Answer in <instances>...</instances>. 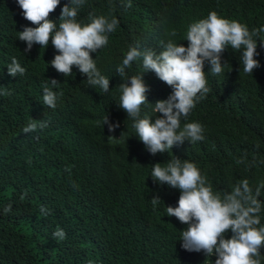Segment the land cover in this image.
<instances>
[{
    "label": "trees",
    "instance_id": "16d2710c",
    "mask_svg": "<svg viewBox=\"0 0 264 264\" xmlns=\"http://www.w3.org/2000/svg\"><path fill=\"white\" fill-rule=\"evenodd\" d=\"M67 3L61 0L49 15L57 26ZM212 11L250 31L264 26V0H85L77 17L82 24L90 13L119 21L108 45L92 53L110 79L104 93L88 86L75 66L67 77L52 68L58 52L51 40L46 49L34 44L25 54L19 31L36 25L24 19L17 0H0V264H214L215 255L206 259L181 247L186 225L167 216L165 207L178 206L179 190L154 182L152 165L177 157L194 162L222 195L243 179L255 191L264 181V44L257 40L260 66L252 75L230 46L222 53V73L212 74L205 62L210 91L181 120V127L199 122L204 139L155 155L118 107L115 71L130 46L157 54L169 40L187 47L188 25ZM13 57L26 69L23 76L8 75ZM126 71L141 75L142 58ZM51 79L59 83L52 86ZM143 80L149 103L141 117L154 122L161 114L153 104L172 88L153 72L143 73ZM45 85L57 93L55 109L43 105ZM107 116L119 124L112 132L104 125ZM34 120L47 126L23 133ZM156 195L162 201L153 206ZM258 199L264 204V188ZM260 216L264 225V208ZM57 229L64 239L53 235ZM260 252L264 256V247Z\"/></svg>",
    "mask_w": 264,
    "mask_h": 264
},
{
    "label": "clouds",
    "instance_id": "9594fccd",
    "mask_svg": "<svg viewBox=\"0 0 264 264\" xmlns=\"http://www.w3.org/2000/svg\"><path fill=\"white\" fill-rule=\"evenodd\" d=\"M61 0H17L24 19L36 27H24L19 31L18 40L26 43L24 53L31 51L34 44L47 48L49 41L58 52L51 60V67L65 77L72 75L75 66L86 76L88 86L99 88L102 92L110 90V79L97 68L92 53H97L109 42V34L116 31L119 21L114 16L89 14V23L78 21V13L85 0H69L61 9L59 23L49 19ZM129 7L131 4L129 3ZM264 26L249 30L246 24L221 17L217 12H210L206 18L188 25L183 44L169 40L159 54L152 49L141 50L130 46L122 63L116 66L117 76L121 83L118 107L133 121L136 136L152 154L164 153L185 141L195 143L204 139L203 126L199 122H187L181 127V120H187L196 103L206 98L210 89L204 71L205 62L210 64L214 75L222 73V53L230 46L240 53L243 72L253 73L259 67L255 59L257 40L264 44ZM171 35L175 36L173 31ZM142 58L144 72H153L156 77L172 88L167 99L155 102L153 112L157 116L141 117V108L148 102V86L139 76H129L134 62ZM8 75L23 76L26 69L15 57L7 66ZM52 86L59 82L49 80ZM43 105L55 109L57 93L47 85L43 88ZM112 132L119 124H113L108 116L104 125ZM47 126L44 120L30 122L22 129L29 134L38 128ZM122 135V134H121ZM112 137V136H109ZM114 138V137H113ZM241 161H237L240 163ZM154 182L168 185L179 190L178 206H165L169 217L186 225L181 230V247L188 252H203L207 258L216 256L214 264H262L264 256L260 249L264 247V225L260 213L264 204L258 199L264 181L253 191L248 179L234 185L230 192L223 195L213 190L207 177L202 175L194 162L177 157L167 162L152 165L150 175ZM162 201L158 195L153 196L151 203L156 206ZM10 208V206H9ZM8 209H6L7 211ZM41 212L45 210L41 208ZM231 237L226 238V233ZM53 235L64 239L65 233L57 229Z\"/></svg>",
    "mask_w": 264,
    "mask_h": 264
}]
</instances>
